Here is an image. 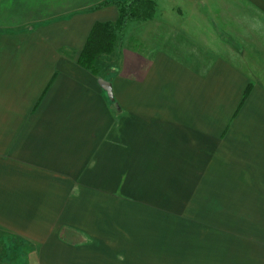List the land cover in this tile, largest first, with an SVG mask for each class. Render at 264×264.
I'll use <instances>...</instances> for the list:
<instances>
[{
  "label": "crops",
  "instance_id": "0c3cea01",
  "mask_svg": "<svg viewBox=\"0 0 264 264\" xmlns=\"http://www.w3.org/2000/svg\"><path fill=\"white\" fill-rule=\"evenodd\" d=\"M103 1L0 0V230L26 264H264V0H154L95 76Z\"/></svg>",
  "mask_w": 264,
  "mask_h": 264
},
{
  "label": "trees",
  "instance_id": "16d2710c",
  "mask_svg": "<svg viewBox=\"0 0 264 264\" xmlns=\"http://www.w3.org/2000/svg\"><path fill=\"white\" fill-rule=\"evenodd\" d=\"M104 5H115L118 11L117 18L114 21L93 23L76 60L79 66L95 76H98L100 71L97 66L98 57L115 51L126 23L149 20L155 10L154 0H106L96 7ZM117 62L116 56L108 70V78L116 72Z\"/></svg>",
  "mask_w": 264,
  "mask_h": 264
},
{
  "label": "rangeland",
  "instance_id": "374dc122",
  "mask_svg": "<svg viewBox=\"0 0 264 264\" xmlns=\"http://www.w3.org/2000/svg\"><path fill=\"white\" fill-rule=\"evenodd\" d=\"M132 22L134 23V25L130 26V24H129L128 26H125L123 29L124 33L122 31L120 38L121 37L122 38L134 37L132 32H134L133 29L136 30V28L139 24V21H132ZM140 25H145V26L149 25L150 26L151 24L146 23V24H140ZM258 27L259 28L257 31V35H255V37L253 39L254 44L249 45L248 52H249V54H252L253 56H255L256 60H259L262 63H264V19L259 21ZM178 28L179 29L182 28V25L180 24ZM127 33H129V34L126 35ZM164 34L165 33L163 32L161 37H164L163 36ZM221 35L219 36V38L223 40V42H222L223 45L227 44L226 45L227 48L233 49L232 53L234 55H238L239 53H241V44L235 42L232 38H230L226 35L225 36H223V35L221 36ZM176 37H177V39L180 38L179 36H176ZM193 39H194V42L198 43V44H201L203 42L201 36H199V37L193 36ZM212 39H213V37H212ZM212 39L207 38V40L210 41L209 42L210 46L212 47V45H215L218 48L219 43L214 44ZM129 42L131 45L136 47V45H137L136 40H133V41L129 40ZM186 43H187V41H186ZM259 43H260V45L258 46ZM111 64H113V62ZM242 214H245V215H240V219H239L238 223H260L261 222L259 219L257 220L255 217H252V219H251L249 216V213H242ZM242 219H243V221H241ZM211 223H213V222L211 221ZM26 254H27L26 253V245H24L18 238H13V237L9 236L8 233H5L4 231L0 230V264H26V259H25Z\"/></svg>",
  "mask_w": 264,
  "mask_h": 264
},
{
  "label": "water",
  "instance_id": "95a60500",
  "mask_svg": "<svg viewBox=\"0 0 264 264\" xmlns=\"http://www.w3.org/2000/svg\"><path fill=\"white\" fill-rule=\"evenodd\" d=\"M97 82H98L99 86L106 92V95L109 98V100L113 101L111 83L109 81L101 79V78H98Z\"/></svg>",
  "mask_w": 264,
  "mask_h": 264
}]
</instances>
